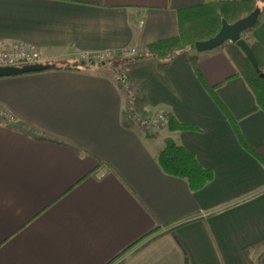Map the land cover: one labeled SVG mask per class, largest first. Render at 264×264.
I'll use <instances>...</instances> for the list:
<instances>
[{"label": "crops", "instance_id": "1", "mask_svg": "<svg viewBox=\"0 0 264 264\" xmlns=\"http://www.w3.org/2000/svg\"><path fill=\"white\" fill-rule=\"evenodd\" d=\"M206 0H0V40L64 64L80 53H140L178 35V11ZM264 10V8H262ZM249 33L264 48V12ZM196 55L201 79L191 57ZM139 87L138 113L193 130L146 134L117 83ZM224 47L0 77V264H264V111ZM234 76V77H232ZM237 121L240 138L207 86ZM160 131V132H159ZM167 137L214 178L199 191L166 174ZM260 156V157H259Z\"/></svg>", "mask_w": 264, "mask_h": 264}, {"label": "trees", "instance_id": "2", "mask_svg": "<svg viewBox=\"0 0 264 264\" xmlns=\"http://www.w3.org/2000/svg\"><path fill=\"white\" fill-rule=\"evenodd\" d=\"M257 8L258 0H206V2L201 5L181 9L178 11L179 31L177 36L149 44L143 52L138 54L132 60L126 62H131L133 60L141 61L143 59L156 57L164 59L165 64L170 65L184 60L185 53L189 51L194 52L196 50V42L208 40L218 34L222 28L223 20H226L229 23H234ZM259 21L260 20L258 19L255 25L243 34V37L249 42L253 49L260 72L256 71L251 60L236 44L226 43L222 47L225 48L228 57L237 69V73L234 76H241L244 78L253 92L259 108L264 111V78L260 76L261 72L264 73V48L259 42L252 41L249 36V33L258 25ZM191 61L195 66L198 76L203 79L196 55L191 57ZM93 65L103 66L109 65V63H86L74 58L71 62L57 64L56 68L81 70L92 67ZM222 84L223 82L207 86V88L211 91L214 100L228 117L234 131L240 138L242 145L247 150L255 153L241 136L237 121L231 116L215 93L216 88ZM166 127L171 131L195 129L194 126L180 123L170 115L168 116ZM157 159L166 174L186 179L192 191H199L214 178L213 171L203 167L199 163L195 153L177 144V142L171 137L166 138L165 146L159 152ZM260 159L264 162L262 157H260ZM142 240L143 238L128 249L124 250L117 258L133 249ZM117 258L110 262V264L115 262Z\"/></svg>", "mask_w": 264, "mask_h": 264}, {"label": "built area", "instance_id": "3", "mask_svg": "<svg viewBox=\"0 0 264 264\" xmlns=\"http://www.w3.org/2000/svg\"><path fill=\"white\" fill-rule=\"evenodd\" d=\"M260 1L264 3V0ZM138 54H140V51L136 47H128L116 53L113 51L80 53L76 57L86 63L108 62L110 64L117 55L128 61L132 60ZM41 62L49 61H47L45 55L39 48L24 42H4L0 40V66H24ZM117 83L125 93L124 112L126 117L135 122L146 134H154L161 126L167 124L168 116L164 113L159 112L146 116L138 113L139 87L125 70L118 73ZM15 122V115L0 104V128L13 126Z\"/></svg>", "mask_w": 264, "mask_h": 264}, {"label": "water", "instance_id": "4", "mask_svg": "<svg viewBox=\"0 0 264 264\" xmlns=\"http://www.w3.org/2000/svg\"><path fill=\"white\" fill-rule=\"evenodd\" d=\"M260 13L261 9L258 7L256 10L234 23H229L228 21L223 20L222 28L218 32V34L208 40L196 42V51H209L219 48L226 43H234L251 60L256 71L260 72V68L253 49L250 46L249 42L243 37V34L255 25V23L259 19ZM56 67L57 63L55 62H41L24 66H0V77L20 75L30 72H39ZM260 76L264 78V73L261 72Z\"/></svg>", "mask_w": 264, "mask_h": 264}, {"label": "rangeland", "instance_id": "5", "mask_svg": "<svg viewBox=\"0 0 264 264\" xmlns=\"http://www.w3.org/2000/svg\"><path fill=\"white\" fill-rule=\"evenodd\" d=\"M258 7L261 9V15H262L264 12V10L262 9V8H264V3H262L260 0H258ZM117 57L120 58L121 61L126 62V60L119 57V55H117ZM75 59H78V58L76 57ZM167 116H169V115H167Z\"/></svg>", "mask_w": 264, "mask_h": 264}]
</instances>
